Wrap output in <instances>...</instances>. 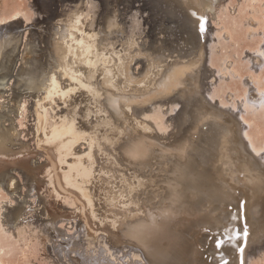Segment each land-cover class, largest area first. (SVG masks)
Here are the masks:
<instances>
[{
	"label": "bare ground",
	"instance_id": "bare-ground-1",
	"mask_svg": "<svg viewBox=\"0 0 264 264\" xmlns=\"http://www.w3.org/2000/svg\"><path fill=\"white\" fill-rule=\"evenodd\" d=\"M111 1L113 13L114 9L120 11V4L125 5L126 2L135 0ZM152 1L161 3L162 8L165 6L176 19L184 20L187 25L184 31L180 29V25L174 26L175 32L171 31L180 40L186 33V41L185 45L173 50L172 45L169 53L161 51V48L145 52L142 60L145 70L140 75L135 74L139 77L144 75L142 80H133L131 77L126 55L129 50H137L136 35L142 33L143 20L137 14L130 13L132 16L129 17L133 18L132 30L129 31L131 36H123L122 39L113 37L109 32L103 35V32L89 31L85 27L83 11L79 8L71 12L66 20L62 18L66 22L62 21L55 33L48 36L47 42L51 45L57 62L55 68L60 67L61 70L58 71L61 72L55 69L50 77L41 82L44 85L35 97L34 116L37 121V143L48 157L52 167L49 169L52 170L42 180L35 181L33 178L34 181H31L35 183L34 189L29 193L33 192L39 197V202L45 205L43 208L46 216H49V219H35L36 224L38 223L35 228H39V237L46 244L44 253L53 264H250L252 256L258 254V250L261 251L256 246L264 240V147L261 142L259 144V136L247 129L251 122L242 114H264V81L263 76L262 79L260 77L262 72L258 76L255 74L256 78L247 80L251 88L245 87L248 91L243 95L239 93L237 97L231 92L237 97L232 99L230 94L227 95L222 82H219L220 78L228 76L224 70L233 71L231 62H226L228 58L225 57V60L222 58L221 63H217V52L220 51L218 46L225 44L222 36L229 34H224L223 29L218 26L209 30L207 25L208 18H218L224 12L222 9L226 5H222V0H149ZM33 3L34 1L32 5ZM221 5L222 13L218 9ZM4 14L0 19V64L6 65L7 59L11 61L17 57L21 62L25 60L27 63L31 39L35 36L34 28H26L31 25L28 22L29 15L17 7ZM114 15L105 17L106 25L116 23ZM254 17L251 18L252 22L258 23L259 20ZM3 21L5 22L2 23ZM118 22L117 28L123 29L124 23L129 21ZM260 23H263L261 27L264 28V22ZM23 26L32 33L30 36L27 33L28 39H22L21 33L17 32ZM178 31L181 33L178 34ZM179 35L182 37L179 38ZM259 39L261 40H258L256 48H247H251L247 52L257 67L264 65V29ZM118 41L122 43L120 50L114 47V42ZM170 43H174V39ZM23 45L25 48L21 49ZM112 50L116 54L125 55L113 61L109 52ZM10 52L14 56L9 55ZM69 53L72 56L83 54L84 61L79 62V73L70 70L73 65L67 62ZM11 72L13 70L0 75V104L4 108L9 102H2L1 98L10 91L7 85L13 86L9 81L12 76H8ZM121 75L126 78L121 79ZM30 79L35 81L37 78ZM46 80L48 83H43ZM132 81L140 82L138 87L128 84ZM30 83L34 85L33 82ZM19 86L22 87L20 84ZM26 88L30 90V87ZM11 95L15 96V93ZM259 104L262 105V110L257 108ZM93 106L98 111V119L102 121L89 127L83 126L79 121L83 120ZM19 107L23 113L22 105ZM60 112L61 119L56 117ZM0 113L3 111L0 110ZM127 123L132 126L131 134L117 144V151L120 156H127V160L131 156L147 152L149 154L146 159L149 161L140 165L137 164L139 160L136 163L130 159L136 164L121 169L115 166L117 163L111 164L116 169L112 172L107 164H100L104 160L105 138L114 137L116 133L112 130L116 128L119 131ZM14 128L17 133L15 126ZM8 129L10 127H6L4 123L0 124V156L10 157L8 164H13L12 166L25 165L22 156H18L23 154L22 149L12 145L16 134ZM79 143L86 144L87 150H84L85 147L83 150L77 149ZM32 158L34 156L28 158L26 164H36ZM38 158H42L41 155ZM193 160H198V164H193ZM157 166L159 167L156 168ZM120 170L124 172L120 173ZM117 173L120 174L118 180L123 184L122 187H116L112 183L116 178L114 174ZM16 174L19 173L16 171ZM6 175L5 180L0 179V192L6 189L11 198L0 202V264H15V256L8 258L7 250L5 251V247L13 249L15 246L11 241H6L5 237L18 230L22 216L20 220L13 213V203L19 193L18 185L15 188V175L10 170ZM103 178L108 182L105 183ZM127 184L131 187L124 193L122 188ZM96 187L110 194V199L107 200L108 215L100 214L94 209L95 203L89 195L83 201L84 220L79 218V207L69 217L64 214L63 210L73 190L78 189L81 194H88L90 189ZM123 194L129 195L124 197L128 199L126 203L119 200V196L122 197ZM31 211L33 214L32 209ZM31 211H25L26 215L30 214L27 217H32ZM65 217L68 220L79 218L80 231L70 233L66 228L59 227L58 220L62 221ZM118 230L135 233L141 237L145 247L124 246L114 252L108 243L96 240L103 231L116 234ZM91 234L94 235L93 238ZM59 238L66 243H61ZM204 243L206 245H202ZM252 247L253 251L250 250ZM11 251L14 254V250ZM72 254L78 257H73Z\"/></svg>",
	"mask_w": 264,
	"mask_h": 264
},
{
	"label": "rangeland",
	"instance_id": "rangeland-1",
	"mask_svg": "<svg viewBox=\"0 0 264 264\" xmlns=\"http://www.w3.org/2000/svg\"><path fill=\"white\" fill-rule=\"evenodd\" d=\"M33 1H34V3L32 5ZM36 1L37 2H35V0H0V19L3 18V15H5L4 14L5 12L6 13L11 12L14 9H16V7L21 8L23 13H25V14L28 13L27 15H29L27 17L29 19L28 22L31 23V25H28L26 28H31V29L34 28L33 30L36 33V34L33 33L35 36L31 39V41H32V45L30 48L31 52L27 56L29 59V60L28 59L26 60L27 63H25V60H23L21 62V60H19V57H17L15 60H11V61H9L10 59H7L8 61H6V62H8V63H5L6 65L0 64V66H1L0 68H2V69H0V75L13 70V72H11L8 76H12L9 81L12 82V85L14 86V88H13V86L8 87V85H7V88H10V91H7L5 93V94H7V96L5 95V96H2V98H1L2 102L5 100V102L7 103V101H8L10 105L7 103L5 108H4L0 104V108H1L0 110L3 111V113H0V124L4 123V125L6 127H10L12 132L14 131V135L16 134V136H15L16 138L14 137L15 141H13V144L11 141L9 143L12 144L17 149H22L23 152H21V153H23V154H19L18 156H20V157L22 156L21 157L22 161L23 160L25 161V163L23 161V163L25 165L14 164L16 166H12L13 164L12 165L8 164L10 162V157L8 158L7 156H0V173H1L0 179L3 178V180H5L7 178L6 174L10 170L15 175V179L17 180V181L15 180V183H16L15 188L18 185L17 188L19 191V193L16 194L17 197L14 200L15 202L13 203V205H14L13 206V210H14L13 213H14V217H20V220H21V216H22V220H21L22 222L18 228L19 231L15 230L16 232H14L13 235H7L5 237L6 239L4 238L6 241H11L13 246H15L13 249H10V247H5L6 248L5 251L7 250L6 256L8 258H10L12 255L15 256V258H14L15 264H53L51 262V259L50 258L48 259V256H46V254L44 253V245L46 246V244L39 237V234L41 232H40L39 228H35V226L38 225V223L36 224V222H35L36 220H38L39 218H45V219L48 218L49 219V216H46V214H45L46 212L44 211V208H43L45 205H44V203L39 202L40 201L39 197L35 196V193H33V192H31L32 195L29 193L30 191H33V189H34L35 183L33 182L34 181L33 178L35 179V181L40 180V179L42 180L43 178H45L43 176H47V174L52 170V169H49L52 167H50L51 164H49L50 161H49L48 157L46 155H44V153L41 151L42 150L41 147L37 143V136L35 134L36 133L35 125H36L37 121H36L35 116H34V111H35L34 102L36 101L35 97L37 96V94H39V92L41 91V89L43 88V85H44V84L41 85V82L44 81L46 78L50 77L49 75H51L53 73V71H55V69H57L56 71H58V69H60V67L55 68L57 62L55 60L54 54L52 53L51 45H49L47 42L49 40L48 36L53 35L55 33V29L57 28V26L62 21L66 22L65 20L67 18H69L70 13L73 11H76V9L79 8L83 11V19L85 22V27L88 28L89 31H99L101 33L103 32V35H106L109 32V34L112 35L113 37H115L117 39H122L123 36L126 38L128 35L131 34L129 31L132 30V19L133 18L129 17V16H132V15H130V13L133 15L137 14L139 16L138 18L143 20L142 21L143 23L141 26L143 34L141 33L140 35H138V34L136 35V38H137L136 41L138 43L137 48H136L137 50L132 49L126 53V55H128L129 72H130L133 80H135L137 78L142 80L144 78V75H142L141 77H139V75L142 74L145 70L143 63H142V60L145 58V55H146L145 52L150 53L151 51H156L157 48H161V51H163L165 53H169L172 45H174V47L171 50L176 49V47L180 48L181 46L185 45L184 41H186V38H185L186 33L184 34L185 37H184V35H183V37L179 35V38L182 37L183 40H182V38H181V40L178 38H175V36L172 35V31H174V32L176 31L174 29V26H176V25H180V29H183V31H184L185 27H187V25L184 23V20H182L181 18L176 19L175 16L170 14V11H167L165 6H163V8H162L161 3H156L155 1H152V2H149V0H145V1L144 0H139V1L135 0L134 2L129 1V2L125 3V5L126 6L128 5L129 8H127L128 6L126 7L125 5H123L124 3H122V4H120V8H121L120 11H117V9H114L113 13H111V8H113V5L110 4L112 2L111 0H109V2H105V0H101V1L100 0H40V1L36 0ZM221 2H222V5H226V6L223 7V9H222V10H224V12L222 11L223 13L220 11L222 8V5L218 6V7H220V8H218L219 11L222 13V14H219V12H218V14H219L218 16L219 17L221 16L220 19H219V17L215 18V19L210 18L211 20L208 18L209 21H208L207 25L209 27V30H210V28L213 29L214 27L218 26L219 28L223 29L224 34H229L228 36H225V35L222 36L224 41H225V44L221 43L218 46L220 51L217 52V63H218V61H220V63H221V61L225 60L226 59L225 57H227L228 59H226L225 61L228 63L231 62L232 65L230 64V67L233 69V71L235 70L234 72L233 71L227 72L226 70H224V73L225 74L228 73L227 74L228 76L227 77L223 76L219 80V82H222L221 84H222L223 88L225 89V91L227 92V95L230 94L232 99H234L237 94L241 93L239 95H243L245 92H247L248 90L246 88H248V87H249L248 89L251 88V84H249L247 80L256 78L255 74L257 75L259 72H262V73H260L261 74L260 77L262 79V76H263V81H264V65H261V67H257L255 64H253L254 62H252L253 60L251 59V57L248 54V52L251 48H249L247 50L248 47H252V49L256 48L257 44H259L258 40H261L259 38L261 37L262 31L264 28H263V26L261 27V25H263V23H260V22H264V20H263L264 19V0H242V1L241 0H231L230 1L231 3L229 2V0H222ZM221 2H220V4H221ZM240 3H243V4L240 5ZM35 4H37V5H35ZM97 4H99V5H97ZM153 4H155V6ZM37 6H38V10H37ZM153 6H154V8H153ZM156 6H157V8H156ZM228 6H229V9H227ZM252 6H254V7H252ZM42 8H43V10H42ZM138 8H139V10H138ZM34 9H36V10H34ZM162 9L164 10L165 14H163ZM225 9H226V11H225ZM37 11L38 12L40 11V13H38ZM236 11H238V12H236ZM109 14H111V15L115 14L114 16H115V18H117L116 23L114 22L113 24H108V25L105 24L104 19ZM160 14L162 15V17ZM234 14H235V17H234ZM254 15H255V17H254ZM253 17L257 18L259 20V22L258 21H257L258 23L252 22ZM62 18L65 20H62ZM32 19H34L35 21ZM56 20H58L59 22ZM122 20L124 22L126 20L129 21L128 23H124L125 29L124 28L120 29V27L117 28V24L119 23L118 21L123 22ZM220 20H221V22H219ZM7 21H10V19H8ZM176 21H178V22H176ZM4 22L5 21H3L2 23H4ZM211 22H212V24H211ZM184 24H185V26H183ZM210 24H211V26H210ZM214 24H216V25H214ZM45 25H47L48 27ZM259 25L262 29L259 28ZM252 27L254 29L255 28L256 29L258 28V29L254 31V29ZM26 28L23 26L17 30L18 34L21 33L22 39H25V38L28 39L29 38L28 35L30 36L32 34L31 31L29 29L26 30ZM143 28H144L146 33H144ZM45 29H47V30L49 29V30L47 31ZM178 32H179L178 34L181 33L180 31H178ZM27 33H28V35H27ZM251 34H253L252 37H251ZM25 35H27V37ZM257 35H258V37H257ZM250 38H252V39H250ZM256 38H257V40H256ZM173 39H174V43L171 44L170 40H173ZM168 41H169V43H167ZM221 41L223 42V40H221ZM156 42H157V44H156ZM178 42L179 43L181 42L184 44L181 45V43L179 44ZM224 45H226V47H224ZM121 46H122V43H120V41L114 42V47H116L117 50H120ZM221 46H223V48H221ZM23 48H25L24 45L21 47V49H23ZM139 51H140V53H139ZM221 51H222V53L220 54ZM78 52H79V50H78ZM109 52L111 53V59L113 61H116L117 58L119 59V57H122L125 55V54H121V55L116 54V53H114V50L109 51ZM227 54H229V55H227ZM9 55H13V52H10ZM76 55L73 54V56H72L71 53H69V58H71V60H69V58H67V62H69L70 65H73L70 69L71 71H73V72L76 71L77 73H79L80 72L79 71V64H80L79 62H83L84 57H83V54L78 53ZM26 65L28 67L29 66L30 67L28 68ZM97 65H99V64L97 63ZM132 65L134 66V68H132ZM218 66H219V64H218ZM253 69L255 70L256 73L254 72ZM250 70H252L253 72H251ZM236 71L238 73L235 74ZM58 72H61V71H58ZM136 73H138L139 75H135ZM253 74L255 77L252 76ZM31 77H32V79H35V77L37 79H35V81H32L30 79ZM27 78H28L29 82H28ZM120 78L122 79V78H126V77H125V75H121ZM26 80H27V83L25 82ZM30 81L33 82L34 85H32V83H30ZM46 82L48 83V80H46L43 83H46ZM25 83H26V85L29 84L27 86L30 87V90H29V88H26L27 86L24 85ZM139 83L140 82L132 81L131 83H128V84H130L136 88V87H138ZM19 84L22 87H20ZM30 84H31V86H30ZM34 86H35V88H34ZM1 88L4 89V86H1ZM12 92L15 93V96L11 95V94H13ZM22 92L25 96H23ZM231 92H233L236 95H234L233 93L231 94ZM239 95H237V97ZM237 97L235 99H237ZM23 98L25 100H23ZM227 101H228V98H227ZM19 102H20V105H19ZM21 105H22V112L23 113H21V109L19 107ZM262 105H264V102L262 103ZM262 105L261 104L257 105V108L258 109L260 108L259 110H262L261 109ZM7 109H8V111H7ZM250 113H251V116H249ZM242 115L244 118H247V120L249 119L251 122L250 125L247 126V129L249 131L253 132L255 135L259 136V138H258L259 144L261 145V143H262V145L264 147V140H263L264 139V114L263 113L260 114V113L246 112V113H243ZM14 116L16 118H14ZM98 116H99L98 111H96L95 106H93L84 115L83 120L79 121V117H78V121L83 126L89 127L91 125H95L96 123L102 121V119L101 120L98 119ZM185 116L188 117V114H185ZM56 117L61 119L62 118L61 112ZM9 122H11V123L7 124ZM13 124H16V125H13ZM20 124H21V126H20ZM127 124H126L125 128H124V126L120 127L119 131H118V129L116 130V128L112 130L116 134L118 133V135L115 134L114 137H112V136L106 137L105 139L107 140V142H105L106 141L105 139L103 140L105 142V153L106 154L104 153V160H102V163H100V164H104V165L107 164L108 168H110V171H112V172L116 171V169H114V167L111 164L115 165V163H117L115 166L117 168L121 169V168L129 167L131 164H136L137 163L136 161H138V160L139 161L137 164L140 163V165H144L149 161L148 159H146L147 155L149 154L147 152L144 153V155L138 154L135 156H131L130 159H133L136 162V163H133V160H132V162L130 161V159L127 160V158H128L127 156H120V153L117 151L116 148L118 147L120 141H124V139L128 138L129 135L131 134L132 126H130L129 124L127 126ZM14 126L17 129V133H16ZM10 129H8V130H10ZM119 133H121V134H119ZM23 145H24L25 149L28 147L27 150H25L23 148ZM80 145H81V147H79ZM84 147H85V149H84ZM35 148L36 149L38 148L39 152ZM82 148L86 151L88 146L86 144L79 143L77 145V149L80 150ZM148 150L150 151V148ZM117 154H118V156H117ZM40 155L42 158L39 159L38 157ZM33 156L36 159H34V158H32V159L34 160V162H37V163L33 164V162H32L33 165L32 164H26L27 159L31 158ZM140 159H142V160H140ZM196 159H198V158H196ZM4 160H7V162H5ZM145 161H146V163H145ZM194 161H196V160H193V164H198V160H197V162H194ZM1 162H3V163L1 164ZM141 162H143V164ZM55 163L58 164L57 162H54V164ZM159 163H162V162L160 161ZM8 165H10V166H8ZM35 166H37V167H35ZM158 167L159 166H157L156 168H158ZM15 168H17V169H15ZM21 168H22V172H21ZM57 168H58V165H57ZM13 169H15V172ZM16 171L19 174H16ZM122 172H124V171L120 170V173H122ZM19 175H20V177H19ZM114 175L116 176V178L114 179V182H112V183H114L116 187H122L123 184H121L118 180V179H120V174L117 173V175L116 174H114ZM31 180H33V181H31ZM103 181L105 183L108 182V180L105 178H103ZM130 187H131V185L127 184L122 188V190L125 191L124 193H127V191L129 190ZM26 190H27V192H26ZM22 191H23V193H22ZM6 192H7L6 189H4L0 192V194H1L0 195V202H2V200L6 201V200L11 198L9 193L8 192L6 193ZM25 193H27V194H25ZM28 195H29V198H28ZM88 195L92 198V200L95 203L94 209H97L100 214L108 215L107 200L110 199V197H109L110 194H107V192H102L101 188H99V187H96L95 189L94 188L90 189L88 191V194L87 193L81 194L78 189L73 190V193L71 194L70 199L66 202L67 205L65 206V208L63 210L64 214L68 215V217H69L70 216L69 214L77 211V209L79 207V218L84 220L85 219L84 218L85 217V211L83 210L82 207H83V201L87 200ZM123 195L124 196H122V197L119 196L120 199L117 198V200L119 199L121 201V203H126L128 201V199L127 198L124 199V197H128L129 195L128 194H126V195L123 194ZM148 196L149 195H147V199H149ZM35 197H36V200H35ZM121 198H123V199H121ZM22 200H24V201H22ZM16 202H19V203L17 204ZM15 205H17V206H15ZM28 206H29V209H28ZM31 209L33 210V214H32ZM27 210L31 211L32 217H27L30 215V214L26 215L27 213H25V211H27ZM37 212H38V214H37ZM33 216H34V219H33ZM79 218L78 219L72 218V219H70L71 221L68 220L66 217L62 218V221H61V219H59L58 220V223H59L58 226L63 228V229L66 228L65 230L66 231L68 230L70 233L75 232V231L79 232L81 229ZM59 221H61V222H59ZM40 222H42V221H40ZM108 230H109V228H108ZM119 232H117L116 234H113L110 232L108 233V231H103V233L101 231L99 234H101V233L102 234L99 235L98 237L99 238L102 237V238L101 239H99L97 237H95V238H97L96 239L97 241L102 240V241H105L106 244L108 243V246L111 249H113L114 252H116V250L119 248H123L124 246H127L129 248H133V246H135V248H141V249L145 247V244L143 243V241L141 242V240H142L141 237L137 236L135 233H127V232H121V231H119ZM90 236H91V238H93L94 235L91 234ZM107 236H109V237H107ZM7 237H9L10 239ZM26 238H28V239H26ZM25 239H26V241H25ZM60 239L61 238H59V240ZM60 242L66 243L62 239L60 240ZM202 245H206V243H204ZM260 246H261V248H260ZM256 247H259L258 249H261V251L258 250L259 253L255 254V256L254 255L252 256L253 258L251 259L252 261H250V264L251 263H253V264H264V240L262 242L257 243ZM15 249H16V251H15ZM10 250H14L15 255L13 254V251L10 252ZM250 250L253 251L254 248L252 247V248H250ZM72 256L78 257V255H76V254H72ZM48 260H50V261L48 262Z\"/></svg>",
	"mask_w": 264,
	"mask_h": 264
}]
</instances>
